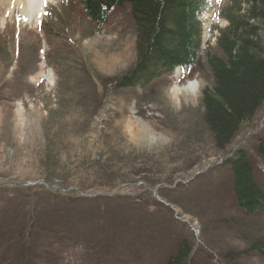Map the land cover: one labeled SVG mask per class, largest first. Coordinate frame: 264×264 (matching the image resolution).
I'll return each mask as SVG.
<instances>
[{
  "label": "rangeland",
  "instance_id": "obj_1",
  "mask_svg": "<svg viewBox=\"0 0 264 264\" xmlns=\"http://www.w3.org/2000/svg\"><path fill=\"white\" fill-rule=\"evenodd\" d=\"M64 1L27 21L0 0V228L35 222L47 197L75 228L60 225L54 236L25 225L24 238L15 226L17 236L3 244L0 237V264H18V246L30 252L22 264H161L183 238L193 264H264L247 250L264 239V214L232 207L223 153L203 124L201 91L212 85L206 64L116 90L111 79L136 55L129 3L93 25L73 1L66 27L48 15ZM219 2L202 16L203 47L213 43ZM189 80L195 90L172 91ZM263 137L264 107L228 152L247 146L264 190V158L254 152Z\"/></svg>",
  "mask_w": 264,
  "mask_h": 264
},
{
  "label": "trees",
  "instance_id": "obj_2",
  "mask_svg": "<svg viewBox=\"0 0 264 264\" xmlns=\"http://www.w3.org/2000/svg\"><path fill=\"white\" fill-rule=\"evenodd\" d=\"M73 1L79 3L93 25L104 23L114 6L129 3L136 55L124 73L111 79L116 90L136 86L146 88L176 66L191 70L206 64L212 85H205L201 91L202 120L213 146L223 153L221 170L229 178L225 182L232 207L251 218L264 214V190L256 177L253 155L246 145L228 152L239 130L264 107V0H225L218 4L216 16L224 19L226 25L212 26L211 31L217 30L215 43L205 48H201V15L208 10L210 0H65L60 9L48 11L49 16L68 27V19H73ZM50 20L40 23L42 29L50 25ZM254 152L264 158V137L258 139ZM47 198V204L42 205L35 222H27L26 227L31 226L35 232L45 234L52 231L54 236L60 235L58 226L63 224L71 226L66 228L72 231L71 228H75L73 220L56 217L53 211L59 203L52 197ZM25 205L22 200L21 212ZM22 225L0 228L1 244L18 235L12 233L15 226L19 229H15L16 232L26 238L23 234L25 225ZM175 243L173 252L163 264H193L192 248L187 239ZM26 250L18 246V264L30 254ZM247 250L256 251L264 259V239L252 241ZM238 255L239 252L223 254L225 258Z\"/></svg>",
  "mask_w": 264,
  "mask_h": 264
},
{
  "label": "bare ground",
  "instance_id": "obj_3",
  "mask_svg": "<svg viewBox=\"0 0 264 264\" xmlns=\"http://www.w3.org/2000/svg\"><path fill=\"white\" fill-rule=\"evenodd\" d=\"M54 2L55 0H9L10 7L17 5L23 18L27 21H32L33 17H36L37 19L40 18V16L44 14L46 6ZM196 88L195 81L189 80L182 85L174 83L172 91L179 94L183 90L193 91Z\"/></svg>",
  "mask_w": 264,
  "mask_h": 264
}]
</instances>
